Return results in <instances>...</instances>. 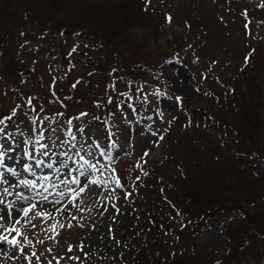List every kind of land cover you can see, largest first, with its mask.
Masks as SVG:
<instances>
[{
	"label": "rangeland",
	"instance_id": "obj_1",
	"mask_svg": "<svg viewBox=\"0 0 264 264\" xmlns=\"http://www.w3.org/2000/svg\"><path fill=\"white\" fill-rule=\"evenodd\" d=\"M261 4L264 0H0V118L16 113L0 126L12 134L0 143L16 148L6 164L19 172L18 177L8 176L9 181L35 179L22 167L34 164L23 153L35 148L38 154L34 138L40 132L50 152L73 156L79 151L101 169L90 178L107 181L90 185L76 202L79 208L69 205L70 215L43 204L65 225L57 227L55 240L47 239L53 233L43 230L55 221L37 218L32 221L35 228L22 222L19 227L35 246H26L27 254L35 250L41 264H57L53 256L63 257L60 264H142L140 253L147 247L144 256H158L161 264H169L163 259L170 257L215 264L232 245L230 231L241 237L250 230L245 214L230 209L195 230L169 201L172 187L186 186L198 176V166L187 153L208 148L213 153L203 159L214 162L222 156L252 180L251 199L241 203L249 216L264 220V152L236 130L252 132L248 115H254L255 107L264 115ZM55 21L65 24V32ZM253 74L255 83L248 88L247 78ZM240 81L245 91L235 93L232 87ZM30 138L33 143L26 144ZM185 146L191 148L186 152ZM177 151L183 154L169 161ZM74 159L82 163L79 156ZM68 164L76 167L72 160ZM37 172L53 176L54 169ZM256 175L262 178L258 184ZM117 179L121 187L113 183ZM10 191L33 195L22 185ZM157 198V210L174 230L161 232L160 226L150 235L147 219ZM93 236L101 243H91ZM239 260L264 264V242L256 255L244 250ZM0 264L27 261L0 243Z\"/></svg>",
	"mask_w": 264,
	"mask_h": 264
},
{
	"label": "snow or ice",
	"instance_id": "obj_2",
	"mask_svg": "<svg viewBox=\"0 0 264 264\" xmlns=\"http://www.w3.org/2000/svg\"><path fill=\"white\" fill-rule=\"evenodd\" d=\"M150 2V0H149ZM260 7H264V4L259 5ZM246 16L247 14L244 13ZM169 22H171L172 18H167ZM245 28H247V24H245ZM248 62V57H245V64ZM75 87V85H73ZM181 99L177 97V100ZM29 104H31V100H29ZM35 111V109H33ZM15 110L12 112V116H14ZM12 116H8L5 118H0V126L5 125L6 120H11ZM35 125V121L32 122ZM71 123V121H69ZM35 131V129H33ZM51 131H55L52 129ZM155 134V133H154ZM11 133H7L5 131V127H0V139H4L8 141L11 138ZM69 136L72 137V140H75V136L69 132ZM44 139V133L40 132L34 138V144L39 146L38 154L37 150L34 148L33 151H24V156L29 160L34 161L33 163H25L22 165L25 172L30 173L35 179H20L18 183L12 184L8 176L18 177L19 172L16 167L9 166L6 164V160H13L14 157L12 153L16 152V148L13 146L11 142H8V146L5 147V143H0V185L7 184L8 187L0 188V243L11 246L13 250L19 252L21 256L27 261V264H33V258H35L36 264H41L40 257L37 255L35 250L31 251L30 254L25 252L26 246L35 247L33 241L29 239L27 236H24L21 226L22 222L24 225H31L33 228L36 227L35 224L32 223L33 220L40 218L45 222L48 220L55 221L50 224L46 229H43L46 232L53 233L52 236L47 237V239L55 240L56 236L59 235L57 231V227L64 228L65 225L56 220L53 212L45 211L43 208V204H52L55 208L56 213L64 214L68 213L70 215V208L76 207L79 208V205L76 203L81 194L84 193L90 185L100 186L101 184H107V181H102L99 178H90L97 172H100L101 169L97 167V164L91 163L85 156L80 155L79 151H76L73 156L69 155L68 151L64 152H50L49 145L45 143H41ZM51 139V137L49 138ZM160 140H163L164 137L160 136ZM26 144L33 143V140L30 138L25 141ZM67 143V141H61V144ZM55 146V142H53ZM75 144H71L70 148H75ZM148 153H145L147 155ZM87 155L91 156L92 153L88 152ZM104 155V153H101ZM53 156L56 157H67L65 159L54 160ZM74 156H79L78 162L74 159ZM47 158V162L43 158ZM68 160H72L73 164L76 167L69 168ZM16 162L19 163V158H16ZM99 163V162H97ZM103 166H101L102 168ZM44 168L48 170H53L55 173V179L53 180V176L50 174H38L37 170L43 171ZM64 169H68V171H63ZM77 173L73 175V173ZM64 178H61V177ZM83 178V179H81ZM118 187H121L119 180L113 181ZM24 186L29 192H33V195H25L23 192H13L11 189H15L19 186ZM64 185V189L60 190V186ZM75 185L76 187H72ZM15 195L16 199L14 201L8 202L7 197ZM55 196L54 199L49 200V196ZM127 195H131L128 193ZM67 203H63L66 199ZM127 198V196L125 197ZM34 201V202H33ZM19 204V207L16 205ZM56 205H62L61 207H55ZM40 208L37 211V208ZM115 206H113L114 208ZM82 210V209H81ZM71 219L75 220V216H71ZM73 225L69 223L67 225L68 228H71ZM14 234V235H13ZM11 237V238H10ZM21 237L23 240H21ZM36 243L43 244V240H37ZM83 250V248H81ZM49 253L52 252V249H47ZM69 252L72 251V248L69 247ZM5 255L7 252L4 253ZM17 257H13L15 259ZM69 259H79L78 257H68ZM53 259L56 260L57 264H60V260L63 257H55ZM48 264H52V261L49 260Z\"/></svg>",
	"mask_w": 264,
	"mask_h": 264
},
{
	"label": "trees",
	"instance_id": "obj_3",
	"mask_svg": "<svg viewBox=\"0 0 264 264\" xmlns=\"http://www.w3.org/2000/svg\"><path fill=\"white\" fill-rule=\"evenodd\" d=\"M55 24L59 30L63 29V32L65 31L64 23L55 21ZM120 31L121 28L118 27V32ZM255 78L254 74L248 76L246 83L248 88L251 84L255 83ZM233 89L235 90V93H237L238 89L239 93L245 91L244 87H242L241 81L238 82V85L234 86ZM246 90L249 89L246 88ZM263 99L261 102L262 106H264ZM247 106L248 108L246 109L251 111L250 106L248 104ZM256 110L255 107V109H253V111H255L254 115L252 111L248 115V123L250 124L252 132L246 129L245 133L242 134L237 128L236 130L240 137L245 138L249 143L251 141L257 143L260 150L264 152V144L260 139L261 136L264 139V115L262 116V113L260 111L256 112ZM189 147L191 148V146ZM189 147L185 146L182 147V149H185L187 152ZM212 153L213 151L209 148L206 149V151L197 154H193L191 151L187 153L188 160L190 161L191 158L192 161L195 162V166L199 167H196L198 176L196 180H190L186 186L180 185L174 189L172 187L169 191V201L171 202V207L174 206L178 208L177 210L183 215L184 220H190V223L195 225V230L202 228L204 224L207 225L214 222L221 213H224L227 210L239 209L242 214H245L246 221L251 224V228L249 231L247 230L248 232L246 231L242 234L241 237L230 231L232 245L229 246L228 252L221 258V260L215 264H230V262L231 264H245L247 262L246 260L240 262V254L243 253L244 250H247L250 255L254 256L256 255V249H260L261 244L264 242V220L261 221L259 218H252L249 216V214L244 211L243 203H241V201L248 200L249 198L251 199L253 182L249 179L248 175L243 174L242 170L233 168V166L231 167L226 163L222 156H216L214 162L209 161V159H203V155L211 157ZM181 154L183 153H179L178 151L175 152L171 155L169 161H174L175 158H178ZM256 176L259 178L258 175ZM259 181H262V178L257 179L256 183H260ZM159 201L160 200L157 198L154 202H151L152 206L150 212L152 214H150L147 219L148 231L146 232H150V235L154 234L153 231L156 234V230L157 228L159 229L160 226L163 227L161 232H172L174 230L171 226H168L165 223L163 214L157 210ZM165 205L166 207H170L169 204ZM148 211H146L145 214ZM177 232L178 234L182 233V231ZM258 245H260V247ZM146 250L147 247L140 253L142 259L139 257V261H141L142 264H145V262L146 264H161V259L158 256H144ZM155 251L156 249H151L149 252L153 253ZM149 252L147 253L149 254ZM253 252H255V254H253ZM163 261H166L169 264H194V261L191 262L189 259H178L176 257L163 259Z\"/></svg>",
	"mask_w": 264,
	"mask_h": 264
},
{
	"label": "bare ground",
	"instance_id": "obj_4",
	"mask_svg": "<svg viewBox=\"0 0 264 264\" xmlns=\"http://www.w3.org/2000/svg\"><path fill=\"white\" fill-rule=\"evenodd\" d=\"M183 86V85H182ZM184 87H186V86H183V87H181V89L184 91ZM55 174V173H54ZM54 174H53V177H54ZM10 176V175H9ZM66 201V200H65ZM65 201L63 202V203H65ZM62 205H56V207H61ZM101 241L102 240H100V238H98L97 236H93L92 238H91V243H93L94 245H98V244H100L101 243Z\"/></svg>",
	"mask_w": 264,
	"mask_h": 264
}]
</instances>
